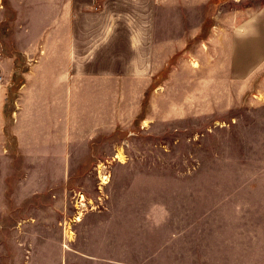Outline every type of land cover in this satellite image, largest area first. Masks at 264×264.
I'll return each mask as SVG.
<instances>
[{
  "label": "rangeland",
  "instance_id": "374dc122",
  "mask_svg": "<svg viewBox=\"0 0 264 264\" xmlns=\"http://www.w3.org/2000/svg\"><path fill=\"white\" fill-rule=\"evenodd\" d=\"M184 4L197 7L163 12L179 21L160 32L181 47L156 72L144 113L71 154L60 216L16 227L30 218L0 215V264L80 253L264 264V164H251L264 118V0ZM38 166L3 164V176L45 175Z\"/></svg>",
  "mask_w": 264,
  "mask_h": 264
},
{
  "label": "crops",
  "instance_id": "0c3cea01",
  "mask_svg": "<svg viewBox=\"0 0 264 264\" xmlns=\"http://www.w3.org/2000/svg\"><path fill=\"white\" fill-rule=\"evenodd\" d=\"M187 2L0 0V215L30 218L16 227L61 215L71 154L140 117L164 58L181 47L179 36L160 32L179 21L163 12L197 7ZM257 126L251 164H264V118ZM3 164H39L46 174L8 178ZM80 254L43 264H132Z\"/></svg>",
  "mask_w": 264,
  "mask_h": 264
},
{
  "label": "built area",
  "instance_id": "2783aa9c",
  "mask_svg": "<svg viewBox=\"0 0 264 264\" xmlns=\"http://www.w3.org/2000/svg\"><path fill=\"white\" fill-rule=\"evenodd\" d=\"M2 80V77L0 76V81Z\"/></svg>",
  "mask_w": 264,
  "mask_h": 264
}]
</instances>
